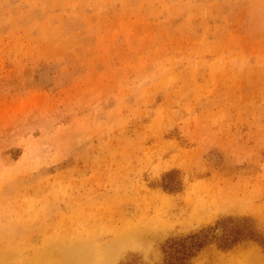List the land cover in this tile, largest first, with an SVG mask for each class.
<instances>
[{
  "label": "rangeland",
  "instance_id": "obj_1",
  "mask_svg": "<svg viewBox=\"0 0 264 264\" xmlns=\"http://www.w3.org/2000/svg\"><path fill=\"white\" fill-rule=\"evenodd\" d=\"M226 217L264 237V0H0V264H158Z\"/></svg>",
  "mask_w": 264,
  "mask_h": 264
},
{
  "label": "trees",
  "instance_id": "obj_2",
  "mask_svg": "<svg viewBox=\"0 0 264 264\" xmlns=\"http://www.w3.org/2000/svg\"><path fill=\"white\" fill-rule=\"evenodd\" d=\"M160 188L169 193L179 191L176 171L162 176ZM246 242L257 244L264 252V237L256 231L250 218L226 217L212 226L166 240L161 247L162 260L158 264H191L210 245H215L220 251H229Z\"/></svg>",
  "mask_w": 264,
  "mask_h": 264
},
{
  "label": "bare ground",
  "instance_id": "obj_3",
  "mask_svg": "<svg viewBox=\"0 0 264 264\" xmlns=\"http://www.w3.org/2000/svg\"><path fill=\"white\" fill-rule=\"evenodd\" d=\"M126 244V241L125 242H123V245H125ZM77 251V250H76ZM82 252V251H81ZM78 254V252H74V251H68V252H66V255L65 254H63L65 257H67V256H71V259H69V258H67L66 260H67V262H68V264H71L72 263V261L75 263V264H81L80 263V260L79 259H76V256H77V254ZM83 253V252H82ZM75 254H76V256H75ZM80 254V253H79ZM83 257L81 254L79 255V257ZM61 257V256H60ZM79 257H77V258H79ZM63 260V259H62ZM65 260V261H66ZM69 260H70V263H69ZM77 260V261H76ZM79 260V261H78Z\"/></svg>",
  "mask_w": 264,
  "mask_h": 264
}]
</instances>
